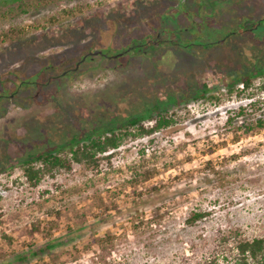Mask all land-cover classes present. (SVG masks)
Returning <instances> with one entry per match:
<instances>
[{"label":"rangeland","instance_id":"374dc122","mask_svg":"<svg viewBox=\"0 0 264 264\" xmlns=\"http://www.w3.org/2000/svg\"><path fill=\"white\" fill-rule=\"evenodd\" d=\"M32 1L0 14L26 30L0 42V263L49 244L14 264H236L235 241L264 236V128L227 117L256 101L248 115L264 118V92L225 91L261 80L264 0ZM176 99L178 119L123 141L110 166L27 186L28 154ZM193 210L208 214L189 225Z\"/></svg>","mask_w":264,"mask_h":264},{"label":"trees","instance_id":"16d2710c","mask_svg":"<svg viewBox=\"0 0 264 264\" xmlns=\"http://www.w3.org/2000/svg\"><path fill=\"white\" fill-rule=\"evenodd\" d=\"M40 1L37 0V4ZM32 2V0H0V14L5 16L16 9L23 11L25 6H30ZM71 10L70 8L61 9L66 15ZM259 20L261 19L257 21ZM8 29L9 31L1 27L0 42L6 40L13 42L25 36L26 30L24 28L8 26ZM14 29L19 35L9 36L11 32L13 33ZM259 73L261 80L257 87H253V79L250 75H244L243 77L232 80L226 86V94L231 95L235 92L238 97L246 95L250 98L254 94V91L247 92L249 88L264 92V70H260ZM209 91L210 87L205 82H202L200 88L194 90L192 98H204L205 94ZM209 97L216 101L220 99L216 94H210ZM183 100L176 99L174 103L167 106L160 104L151 106V109H148L153 110L154 115L149 116L150 119L148 121L144 120V114H132L124 119H114L116 121L110 122L101 133L97 131V127L93 128L95 134L91 137L84 136L80 140L76 136H73L66 142L65 146L46 148L35 154H28L21 163L22 176L27 186L36 187L45 177L54 178L60 172H70L73 163L78 164L82 170L92 171L100 170L103 163H107L110 166L111 158L123 141L150 136L160 129L172 125L180 116L178 111L180 109L179 103ZM255 105L256 101L239 105L234 117L228 116V120L231 122V119L234 118L242 119V126L246 131H255L264 128L263 117L252 119L248 115V109L251 111ZM207 214L206 211L193 210L189 212L185 221L191 225L204 218ZM31 228L32 231H39L40 223L35 222ZM232 232L234 233L233 236L238 235L237 232L231 231L228 235H224L223 238L226 240L231 237ZM0 236L8 245L11 244L12 238L9 235L2 232ZM50 247L49 244L40 246L24 256H17L13 260H6L0 264H14L26 260L28 256L41 255ZM235 248L237 250V255L235 256L236 264H264V236L254 237L252 239L239 238L235 241Z\"/></svg>","mask_w":264,"mask_h":264},{"label":"water","instance_id":"95a60500","mask_svg":"<svg viewBox=\"0 0 264 264\" xmlns=\"http://www.w3.org/2000/svg\"><path fill=\"white\" fill-rule=\"evenodd\" d=\"M100 51H101V50H93L91 53L96 54V53H100Z\"/></svg>","mask_w":264,"mask_h":264},{"label":"flooded vegetation","instance_id":"af4514ba","mask_svg":"<svg viewBox=\"0 0 264 264\" xmlns=\"http://www.w3.org/2000/svg\"><path fill=\"white\" fill-rule=\"evenodd\" d=\"M152 43H154V41H152Z\"/></svg>","mask_w":264,"mask_h":264}]
</instances>
